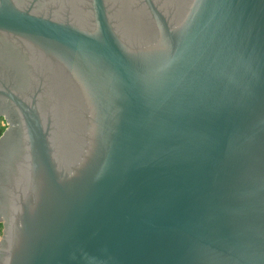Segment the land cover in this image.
Segmentation results:
<instances>
[{
  "label": "water",
  "instance_id": "obj_1",
  "mask_svg": "<svg viewBox=\"0 0 264 264\" xmlns=\"http://www.w3.org/2000/svg\"><path fill=\"white\" fill-rule=\"evenodd\" d=\"M0 37V264H264V0H0Z\"/></svg>",
  "mask_w": 264,
  "mask_h": 264
},
{
  "label": "flooded vegetation",
  "instance_id": "obj_2",
  "mask_svg": "<svg viewBox=\"0 0 264 264\" xmlns=\"http://www.w3.org/2000/svg\"><path fill=\"white\" fill-rule=\"evenodd\" d=\"M22 2L27 0H20ZM14 46L11 45L8 39L0 37V67L4 68L6 72L13 74L16 73L14 68H17L18 62H14L15 55ZM21 64V62H19ZM14 69V70H13ZM6 116L8 119H12L14 113L10 105L4 104L3 101H0V117ZM4 119V118H3Z\"/></svg>",
  "mask_w": 264,
  "mask_h": 264
},
{
  "label": "rangeland",
  "instance_id": "obj_3",
  "mask_svg": "<svg viewBox=\"0 0 264 264\" xmlns=\"http://www.w3.org/2000/svg\"><path fill=\"white\" fill-rule=\"evenodd\" d=\"M7 129H8L7 122L3 118H0V139L5 134V131H7ZM0 234H1V226H0Z\"/></svg>",
  "mask_w": 264,
  "mask_h": 264
}]
</instances>
